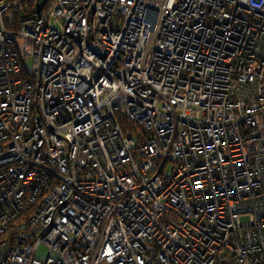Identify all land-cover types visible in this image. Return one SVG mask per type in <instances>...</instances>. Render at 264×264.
<instances>
[{"label":"built area","instance_id":"2783aa9c","mask_svg":"<svg viewBox=\"0 0 264 264\" xmlns=\"http://www.w3.org/2000/svg\"><path fill=\"white\" fill-rule=\"evenodd\" d=\"M33 4L0 0V264H264V0Z\"/></svg>","mask_w":264,"mask_h":264},{"label":"water","instance_id":"95a60500","mask_svg":"<svg viewBox=\"0 0 264 264\" xmlns=\"http://www.w3.org/2000/svg\"><path fill=\"white\" fill-rule=\"evenodd\" d=\"M48 0H34L33 8H32V14H39L42 9L44 8L45 4Z\"/></svg>","mask_w":264,"mask_h":264},{"label":"trees","instance_id":"16d2710c","mask_svg":"<svg viewBox=\"0 0 264 264\" xmlns=\"http://www.w3.org/2000/svg\"><path fill=\"white\" fill-rule=\"evenodd\" d=\"M29 12H31V9H30ZM23 218H25V216H24ZM20 227H22V225H21L20 222H16V223H14V224L11 226L12 229H17V230H19Z\"/></svg>","mask_w":264,"mask_h":264},{"label":"rangeland","instance_id":"374dc122","mask_svg":"<svg viewBox=\"0 0 264 264\" xmlns=\"http://www.w3.org/2000/svg\"><path fill=\"white\" fill-rule=\"evenodd\" d=\"M242 222H244V220H243ZM44 254H45V252H44V248L41 247V248L39 249V252H38L37 256H38V258H43V257H44Z\"/></svg>","mask_w":264,"mask_h":264}]
</instances>
